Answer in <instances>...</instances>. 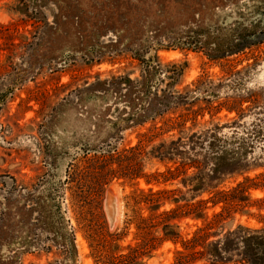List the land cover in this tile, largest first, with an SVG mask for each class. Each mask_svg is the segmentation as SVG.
<instances>
[{"label": "rangeland", "instance_id": "obj_1", "mask_svg": "<svg viewBox=\"0 0 264 264\" xmlns=\"http://www.w3.org/2000/svg\"><path fill=\"white\" fill-rule=\"evenodd\" d=\"M195 32L209 43L199 49L173 45L178 37ZM252 32L255 37L249 36ZM218 37L232 49L216 56L211 48ZM137 51L157 54L168 75H173L174 64L184 66L176 88L197 98L173 108L167 117L186 113V142H192L193 133L216 130L231 138L230 149L246 150L245 158L232 160V166L211 182L210 192L190 202H207L208 221L224 212L226 229L238 224L264 228V0H0V264H96L86 232L79 229L76 212L70 205L68 212L66 202L63 209L78 228L77 251L70 257L66 245L54 242L55 228L45 224L35 206L43 190L37 185L45 176L51 181L65 178L79 146L75 141L91 127L86 109H109L110 99L85 95L86 83L113 72L139 76ZM110 103L114 106L113 98ZM56 109L63 111L60 119ZM156 124L163 120L128 128L119 147L137 144L138 135ZM172 134L180 135L170 131L152 144ZM61 137L70 153L54 160ZM165 169V162L144 158V173ZM197 171L189 167L190 174ZM182 177L162 184H148L145 177L113 178L104 193L106 225L112 231L125 225L131 213L128 196L136 188L191 197ZM216 192L228 193V200L213 198ZM186 201L173 204L168 199L160 212ZM174 213H182L181 208ZM207 220L193 215L178 219L180 238H164L147 264H171L182 248L180 240ZM134 231L131 225L127 241Z\"/></svg>", "mask_w": 264, "mask_h": 264}, {"label": "trees", "instance_id": "obj_2", "mask_svg": "<svg viewBox=\"0 0 264 264\" xmlns=\"http://www.w3.org/2000/svg\"><path fill=\"white\" fill-rule=\"evenodd\" d=\"M200 34L201 32H195L194 35L178 37L173 45L199 49L209 43ZM239 34L240 40L243 36ZM249 36L255 37L256 33L252 32ZM214 42L211 49L216 56L224 50L228 52L232 49H229L230 45H226L225 38L218 37ZM159 45L165 46L162 43ZM136 58L140 64L139 76L134 78L130 73L113 72L106 77L98 74L95 81L86 83L85 95L100 96L104 100L110 99L109 101L113 98L114 106L112 103L109 105L108 101L106 106L109 109H86L91 127L85 137L75 141V145L79 146L67 165L65 178L51 181L45 176L37 185L43 187V190L42 197L35 202V206L43 213L45 224L55 228L54 242L59 246L66 245V253L70 257L77 251L78 228L73 227L71 217L63 209V202H66L67 211L69 212L68 205L72 206L79 229L86 232L96 264H147L164 238H180L178 219L191 215L208 219L205 206L207 202L190 200L204 192H210L214 187L211 182L232 166V160L246 157L244 148L230 149L227 145L231 138L220 135L216 130L200 135L193 133L190 135L193 137L192 142H186V136L182 135V117H187L186 113L167 117L173 108L178 110L188 99L197 98L191 93L185 95L181 89L176 88L184 66L174 64L173 75H168L157 54L144 56L137 51ZM167 78L171 80L164 86ZM122 100L125 103L120 105ZM62 112V109H56L58 119ZM157 120H163V124L153 125L140 133L137 144L119 147L128 128ZM174 130H178V137L172 134L169 138L152 144L156 138ZM194 137L198 139L194 140ZM60 139L54 149V160L70 153V145L62 137ZM149 146L151 149L147 150ZM146 156L165 162L166 169L151 174L144 173ZM169 162L176 164L175 167L167 166ZM192 166L198 171L190 174L189 167ZM179 176H183L181 182L189 187L191 197H185L186 194L182 193L183 197L178 199L172 197L169 190L155 192L152 187L148 191L136 188L128 196L131 213L126 217L125 225L113 231L106 225L104 193L113 178L127 177L137 181L140 177H145L148 184H162L177 180ZM16 183L17 181L14 184ZM214 197L228 200L229 194L216 192ZM168 199L173 204L180 200L187 201L176 208L160 212ZM180 208L182 213H174ZM225 218L227 216H224V212L216 213L190 237L180 240L182 248L176 252L171 264H264V228L251 229L238 224L226 229ZM66 222H70V230L67 229ZM131 225L135 226V231L132 233L133 238L127 241ZM49 248L47 251L52 250L50 246Z\"/></svg>", "mask_w": 264, "mask_h": 264}, {"label": "water", "instance_id": "obj_3", "mask_svg": "<svg viewBox=\"0 0 264 264\" xmlns=\"http://www.w3.org/2000/svg\"><path fill=\"white\" fill-rule=\"evenodd\" d=\"M116 214H117V206L115 204L114 209L112 210V218L115 217Z\"/></svg>", "mask_w": 264, "mask_h": 264}]
</instances>
